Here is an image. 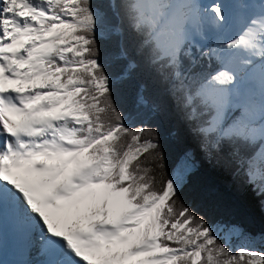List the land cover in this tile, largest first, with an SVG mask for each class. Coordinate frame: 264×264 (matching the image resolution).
Masks as SVG:
<instances>
[{
	"label": "snow or ice",
	"instance_id": "6c2138e0",
	"mask_svg": "<svg viewBox=\"0 0 264 264\" xmlns=\"http://www.w3.org/2000/svg\"><path fill=\"white\" fill-rule=\"evenodd\" d=\"M229 18L224 0H0V222L36 234L45 264H264L248 246L264 237L184 201L192 154L170 174L161 131L130 126L119 103L126 85L161 111L143 69L205 157L264 197V2L228 42L196 47Z\"/></svg>",
	"mask_w": 264,
	"mask_h": 264
},
{
	"label": "trees",
	"instance_id": "16d2710c",
	"mask_svg": "<svg viewBox=\"0 0 264 264\" xmlns=\"http://www.w3.org/2000/svg\"><path fill=\"white\" fill-rule=\"evenodd\" d=\"M105 2L119 5L120 0ZM111 19L113 23L118 22L115 17ZM123 40L130 52L134 53L137 38L126 29ZM102 47L105 51H110L113 42L104 41ZM202 63L206 65L208 61L205 59ZM211 64L212 70L218 67L214 60ZM138 79L147 81L151 98L161 105V111L152 113L136 103L134 92L126 85L120 88L121 109L130 126L156 127L161 131L170 174L186 153L192 154L196 166L190 180L186 181L183 187L184 201L202 215L213 228L237 226L252 233L253 236H264V210L261 207L264 197L258 196L250 187L242 185L227 167L205 157L198 147V140L189 130V122L185 120L176 101L168 94L164 83L149 79L143 69L138 74Z\"/></svg>",
	"mask_w": 264,
	"mask_h": 264
},
{
	"label": "bare ground",
	"instance_id": "6f19581e",
	"mask_svg": "<svg viewBox=\"0 0 264 264\" xmlns=\"http://www.w3.org/2000/svg\"><path fill=\"white\" fill-rule=\"evenodd\" d=\"M209 2H211V0H209ZM224 2L226 3L227 7L231 6L233 9H236L237 6L241 7L239 5H243L245 3L251 4L252 6L250 9L241 7V15H238L235 12L233 16L231 15L230 22L232 23L235 21L237 24V29L233 36L235 37L244 29L248 16L253 12L259 11L260 5L262 2H264V0H224ZM210 28V26L205 24L202 28V31H208ZM31 234L32 233L26 228V226L14 221L9 214L5 213L2 222H0V262L4 260L9 246L12 245L13 242L17 241L19 237H21V240L18 244L21 253L19 256H17V258H15L16 261L19 262L18 264H45V261L48 257L43 253L38 237L33 238ZM35 236L37 235L35 234ZM35 240L36 243H33ZM38 243H40V247L38 248L37 253L34 252V254L33 252L29 251L31 244Z\"/></svg>",
	"mask_w": 264,
	"mask_h": 264
},
{
	"label": "rangeland",
	"instance_id": "374dc122",
	"mask_svg": "<svg viewBox=\"0 0 264 264\" xmlns=\"http://www.w3.org/2000/svg\"><path fill=\"white\" fill-rule=\"evenodd\" d=\"M228 12H229L230 18H231V15L233 16L234 12L237 13L238 15L242 14L241 7H238V6L236 7V9H233L231 6H228ZM230 18H229L227 25L222 29H215L211 27L208 31H205V32L201 31V34L195 37V43H196L197 48H202L203 51L206 52V50L208 49L217 47L219 41L223 40L225 42H228L230 38H233L235 31L237 29V24L235 21L231 23ZM188 162L189 161L186 160V155H185L182 158L179 165L177 166V168L174 169L172 175L179 174L182 168L184 167V165ZM229 228L231 227L220 226V227H217L216 229H224L225 231H227ZM223 234L224 233L222 232L221 235ZM31 236L33 238L37 237L33 233L31 234ZM257 237H264V236L259 235ZM20 240H21V237H19L17 241L13 242V244L9 246L8 251L4 257V260L1 261L0 264H18L19 263L18 261H16L15 258H17V256H19L21 253L19 249V245H18ZM233 240L239 243V241L237 240L235 236H233ZM33 243H36V240ZM248 246L264 253V238L253 239L249 241ZM39 247H40V243L31 244V246L29 247V251L33 253L34 252L37 253Z\"/></svg>",
	"mask_w": 264,
	"mask_h": 264
}]
</instances>
